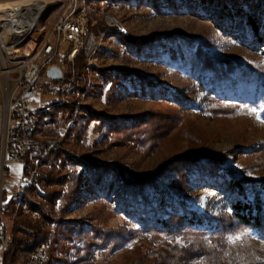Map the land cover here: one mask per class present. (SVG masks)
<instances>
[{
  "label": "rangeland",
  "instance_id": "rangeland-1",
  "mask_svg": "<svg viewBox=\"0 0 264 264\" xmlns=\"http://www.w3.org/2000/svg\"><path fill=\"white\" fill-rule=\"evenodd\" d=\"M34 1L49 9L37 44L74 6L89 26L80 70L73 63L61 82L31 92L28 159L8 163L3 180L7 237L15 223L39 230L52 244L44 264H264V244L230 226L229 203L244 197L225 188L232 178H264V99L253 74L264 70V29L255 42L243 18L264 24V0H0ZM218 62L230 77L221 86L210 68ZM184 154L203 166L216 156V177L199 167L185 174ZM153 174L122 192L125 180ZM33 182L37 211L23 198ZM162 205L164 219L196 212L218 228H144L140 218Z\"/></svg>",
  "mask_w": 264,
  "mask_h": 264
},
{
  "label": "built area",
  "instance_id": "built-area-1",
  "mask_svg": "<svg viewBox=\"0 0 264 264\" xmlns=\"http://www.w3.org/2000/svg\"><path fill=\"white\" fill-rule=\"evenodd\" d=\"M44 4L17 5L12 7L18 16V26H9L5 20V7L0 12V250L6 244L7 235L1 223L3 212V180L10 175L8 163H22L30 148L28 137L30 118L34 113L30 109L28 91L43 90L47 84L55 82L47 78L51 67L61 70L65 78L74 63V57L81 53V47L87 36L89 24L85 23V11L76 12L74 6L70 13L62 14L54 23L50 35L45 37L44 45L32 55L26 64L11 65L3 60V53H26L31 45L35 29L37 10ZM68 45V49H63ZM45 79L42 80V79ZM22 185L16 187L20 192ZM47 242L33 253L26 264H38L46 258Z\"/></svg>",
  "mask_w": 264,
  "mask_h": 264
},
{
  "label": "trees",
  "instance_id": "trees-1",
  "mask_svg": "<svg viewBox=\"0 0 264 264\" xmlns=\"http://www.w3.org/2000/svg\"><path fill=\"white\" fill-rule=\"evenodd\" d=\"M224 3L229 0H223ZM264 11V6L261 7ZM254 14L250 15L245 13L243 18L245 19L247 25L252 30L255 42H261L262 29H264V24L261 26L254 20ZM100 30L105 29V23L101 22L97 26ZM83 58L79 55L75 59L74 63L77 70H80L83 65ZM218 75V86H221L223 78H230L228 73H221L222 64L218 62L217 65H211L210 67ZM257 88L261 90V97L264 99V70L255 68L253 71ZM223 75V78L222 76ZM222 78V80H221ZM72 106L66 105L65 110H68V113L72 112ZM29 153V151H28ZM28 153L26 155V161L28 159ZM181 157V169L185 170V174H189V171L192 170V167H199L202 169V172L205 176L214 178L216 177V169L218 167L217 157L212 155L206 157V166H203L199 163V158L192 155H179ZM25 161V162H26ZM184 165L185 168H184ZM188 167V169H186ZM26 169L24 166L23 177L26 178ZM155 174L148 176L142 180L135 182L124 181L122 185V192L128 191V186L133 188L134 185L142 184L144 182L153 181ZM48 177H39V183L42 184L43 179L45 182L49 181ZM257 185L256 189H252L253 198H249L247 190L253 186ZM37 183H32L24 188V201L25 204L32 210H38L36 208L37 203L32 199V193L35 191ZM225 188H229L232 192L242 195L243 200L237 199L232 203H229L230 213H228V218L230 219V226L237 227L244 232L252 233L260 243L264 244V178L259 180H235L231 179L230 181L225 182ZM131 192V190H130ZM132 192L135 193L133 190ZM39 212V211H38ZM163 212H165L164 205L159 208V214L157 217H141L140 221L145 225L144 228L156 231L158 233H173L180 230H193V231H206L209 229L218 228V225H215V222L205 214H197L196 212H191L189 216L187 215H171L167 219L162 218ZM230 227L227 229L229 230ZM20 235H19V234ZM41 232L34 227L25 224V223H15L13 227V232L11 234V239L3 246L0 250V264H14L20 259H23L26 263L29 255L33 251L36 245L46 242V239L41 238ZM23 257V258H22Z\"/></svg>",
  "mask_w": 264,
  "mask_h": 264
},
{
  "label": "bare ground",
  "instance_id": "bare-ground-1",
  "mask_svg": "<svg viewBox=\"0 0 264 264\" xmlns=\"http://www.w3.org/2000/svg\"><path fill=\"white\" fill-rule=\"evenodd\" d=\"M35 4H44L41 6V8L39 10H37V16H36V20H35V29H36L37 25H38V21L40 19V16L42 15V13L46 9L47 10H49V9H48L47 3H44L41 1L29 2L26 5H35ZM4 7H5V20H7L8 25L9 26H18V16H17L16 10L14 8H12V7H17V5L11 6L8 2H0V12L3 10ZM81 11H85V10L81 9ZM85 23L88 24L87 15H85ZM35 31H34V33H35ZM34 33H33V35H34ZM43 45H44V39L39 40V43L37 44V43H35V41L33 40V37H32L31 45H29V47L26 48V53H18L16 55H13L12 53H3V60H5L8 63H11V65L26 64L27 60H32V55H35V53H37V50L41 49V47H43ZM78 55H79V53H77V56ZM76 58L77 57H74V61ZM35 115H36V112H34L32 115V118H30V124L28 127V137H32V134L34 132ZM18 193H20V192H15V197L13 199L14 201L16 200L15 198H16ZM7 204H8V201L4 202L3 211L7 209ZM8 241H9V237H7L6 243ZM43 243L44 242L35 246V248L33 249V251L30 254L29 259H32L33 253L38 252V250H40ZM5 245L6 244H4L3 246H5ZM3 246H1V248ZM51 246H52V244L48 241L47 242V249H46V258H41V261L38 264H44L45 263V260L47 259V253L51 249Z\"/></svg>",
  "mask_w": 264,
  "mask_h": 264
},
{
  "label": "water",
  "instance_id": "water-1",
  "mask_svg": "<svg viewBox=\"0 0 264 264\" xmlns=\"http://www.w3.org/2000/svg\"><path fill=\"white\" fill-rule=\"evenodd\" d=\"M47 78L50 79L53 82H61L63 79V74L61 72V70L57 67H51L48 71H47ZM30 91H28L26 93V97L30 96Z\"/></svg>",
  "mask_w": 264,
  "mask_h": 264
},
{
  "label": "snow or ice",
  "instance_id": "snow-or-ice-1",
  "mask_svg": "<svg viewBox=\"0 0 264 264\" xmlns=\"http://www.w3.org/2000/svg\"><path fill=\"white\" fill-rule=\"evenodd\" d=\"M236 239H240L239 237H237Z\"/></svg>",
  "mask_w": 264,
  "mask_h": 264
}]
</instances>
